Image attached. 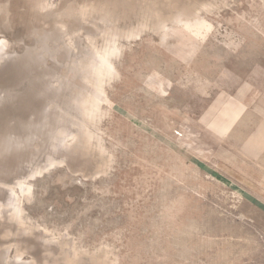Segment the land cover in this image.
I'll return each mask as SVG.
<instances>
[{
    "label": "rangeland",
    "instance_id": "1",
    "mask_svg": "<svg viewBox=\"0 0 264 264\" xmlns=\"http://www.w3.org/2000/svg\"><path fill=\"white\" fill-rule=\"evenodd\" d=\"M107 2L0 0V264H264V0Z\"/></svg>",
    "mask_w": 264,
    "mask_h": 264
},
{
    "label": "bare ground",
    "instance_id": "2",
    "mask_svg": "<svg viewBox=\"0 0 264 264\" xmlns=\"http://www.w3.org/2000/svg\"><path fill=\"white\" fill-rule=\"evenodd\" d=\"M115 1V0H114ZM121 1V0H120ZM159 1H161V0H159ZM113 2V1H112ZM126 2V1H125ZM154 2V1H153ZM157 2V1H156ZM106 3H107V6H108V2H107V0H106ZM119 3V2H118ZM126 3H128V2H126ZM132 3V2H131ZM122 4V3H121ZM156 4V3H155ZM112 5V4H111ZM96 7V6H95ZM102 7V6H101ZM100 6L98 7V8H101ZM110 7V6H109ZM112 7V6H111ZM130 7V6H129ZM128 8V7H127ZM112 10V9H111ZM116 10V9H115ZM106 11H107V9H106ZM117 13V12H116ZM108 18V17H107ZM109 19H110V17H109ZM106 19H103V21L106 23V25H107V27L110 29V27L111 28H114V26H111V24H110V22L109 21H105ZM112 20H114V17H112ZM111 20V21H112ZM117 20V19H116ZM116 20H115V22H116ZM113 25V24H112ZM166 29V28H165ZM115 54L116 53V49L114 48V49H112V50H109V51H107V52H105L102 56H101V59H100V64L97 66V68H96V71H95V74H97V81H98V77H101L103 74H105V75H107V74H109V73H111L112 72V67H111V62H110V57L111 56H113V55H111V54ZM98 62V61H97ZM93 64H95V63H93ZM92 67H94V65H92ZM101 96H102V91H101V89L99 90L98 89V91H97V99H96V103L98 102V100L100 101V99H101ZM6 102V101H5ZM4 105H5V103H4ZM27 105V104H26ZM1 106H3V105H1ZM0 106V107H1ZM7 106V105H6ZM10 106V105H9ZM19 107V106H18ZM29 107V106H28ZM3 108V107H2ZM5 108V107H4ZM8 109H10V108H8ZM10 110H12V109H10ZM29 110H31V109H29ZM4 111H6L5 109H4ZM3 111V112H4ZM12 112V114H13V110L11 111ZM1 113V112H0ZM11 114V113H10ZM15 114V113H14ZM14 114H13V116H14ZM4 116L5 115H7L6 113L5 114H3ZM11 116V115H10ZM9 116V117H10ZM13 116L10 118L11 120L13 119ZM1 117H3V116H1ZM7 118H8V115L6 116ZM6 118V119H7ZM1 119V118H0ZM9 119V120H10ZM1 120H3V118L1 119ZM9 122V121H8ZM0 123H5L4 122V120L3 121H0ZM7 123V122H6ZM4 125V124H3ZM11 125V124H10ZM6 126V125H5ZM4 127V126H3ZM8 127V126H7ZM7 127H4V128H6V129H4V130H7ZM8 131H9V128H8ZM10 132V131H9ZM6 134V133H5ZM9 135V134H8ZM7 136V135H6ZM1 137V136H0ZM19 138V137H18ZM4 139H6V138H4ZM1 140H3V139H1ZM14 141H15V143H17L16 142V136H15V138H14ZM18 141V140H17ZM7 142V141H6ZM5 141H4V144L3 145H5V143H6ZM0 143H1V141H0ZM12 143V142H11ZM10 143H8V145H9ZM6 146V145H5ZM10 146V145H9ZM12 146V145H11ZM7 147V146H6ZM8 148V147H7ZM13 148V147H12ZM3 149V148H2ZM11 149V148H10ZM14 149V148H13ZM11 152V151H10ZM13 153V152H12ZM27 191L29 192L30 191V188H27Z\"/></svg>",
    "mask_w": 264,
    "mask_h": 264
}]
</instances>
